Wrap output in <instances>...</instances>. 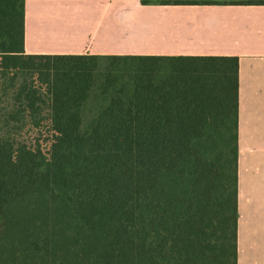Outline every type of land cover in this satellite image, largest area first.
Here are the masks:
<instances>
[{
    "label": "trees",
    "instance_id": "trees-1",
    "mask_svg": "<svg viewBox=\"0 0 264 264\" xmlns=\"http://www.w3.org/2000/svg\"><path fill=\"white\" fill-rule=\"evenodd\" d=\"M238 107L237 57L31 55L0 0V264H237Z\"/></svg>",
    "mask_w": 264,
    "mask_h": 264
},
{
    "label": "crops",
    "instance_id": "crops-1",
    "mask_svg": "<svg viewBox=\"0 0 264 264\" xmlns=\"http://www.w3.org/2000/svg\"><path fill=\"white\" fill-rule=\"evenodd\" d=\"M25 51L237 57V264H264V0H25Z\"/></svg>",
    "mask_w": 264,
    "mask_h": 264
}]
</instances>
